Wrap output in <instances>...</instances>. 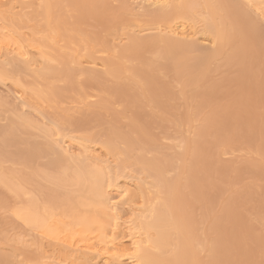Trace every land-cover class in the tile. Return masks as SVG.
Segmentation results:
<instances>
[{"label": "bare ground", "instance_id": "1", "mask_svg": "<svg viewBox=\"0 0 264 264\" xmlns=\"http://www.w3.org/2000/svg\"><path fill=\"white\" fill-rule=\"evenodd\" d=\"M61 1L67 2L76 9L81 21L88 17L96 19L105 9L101 5L105 0H46L42 15L48 26L54 24L59 28L66 21L61 18L60 13L58 14L59 9L62 10ZM178 1L143 0V4L148 5L146 12L153 21L171 24L175 20L185 19L191 12L189 1L183 0L176 4ZM245 1L254 7H260L264 2V0ZM203 2L209 16L205 30L213 32L215 36L213 43L216 46L213 50L189 58L193 44L173 39L172 37H178L179 33L171 32L173 35L171 38L161 36L143 42L132 38L130 46L121 52L123 56L141 63L144 59L141 55L142 50L161 44L160 47L165 54L163 70L174 74V78L182 85L181 94L184 97L196 98L197 111L201 108L205 109L204 123L198 130L199 140L193 143L186 142L185 152L193 151L196 156L188 166L182 167L185 170L182 175L187 174L184 182L179 175L174 178L165 177V168L170 166L168 158L138 159L142 168L153 173L154 179L165 195L162 205L156 208L153 214L148 208L144 209L146 213L149 212L148 216L145 215V211L144 214L136 211L145 215L140 216L138 220L139 215L136 216L133 210L131 212L135 217L122 220L121 214L115 213L120 206L119 202L117 205V200L106 198L110 185L106 173L100 168L78 164L60 166L59 159H56L55 164L53 160L25 177L19 171L5 170L4 160L0 154V183L22 200L15 205L17 207L12 213L31 234L33 232L36 233V237L38 235L37 240L48 243L50 241L52 245L58 242L66 244L71 254L68 258L72 257L73 260L65 264H75L80 261L84 264L100 262L117 264L123 260L131 264H264L258 259L264 255V233H260L249 218L253 215L255 219L264 222L261 214L264 209V185L258 184V182L264 183V37L260 36V27L240 0H203ZM168 7L172 8L168 9ZM218 11L222 14L221 22L216 23L213 17ZM4 12L0 10V77L4 75L5 67L15 68L29 62L32 64H27V67L40 64L37 59L32 61L27 59L28 49L32 47V43L22 45L20 38H17L18 31L11 27L9 22L12 24V21L6 19L7 12ZM99 22L104 29H108L111 24L110 20L103 17ZM177 29L183 37L184 25L178 26ZM225 47L230 49L229 53H223ZM38 53L43 64L39 69L42 77L64 75L71 79L73 76L71 69L59 70L49 64L53 59L39 50ZM220 55L226 56L224 59L229 69L220 82L212 81L210 80L212 64ZM103 66L106 71L99 74L94 83L124 103V110L131 113L127 126L131 133L121 132L115 127L111 128L110 139L105 143L108 152L118 151V142L126 146V152L137 144L150 143L151 124L148 119L151 118L144 112L145 105L142 101L146 100L149 104L158 107L163 114H168L172 110L165 105L172 96L169 84L160 79L154 68H130L128 70L130 75H134L142 85L141 96L124 84L117 87L105 85L108 77L118 78L123 66L109 59L105 60ZM204 75V91L189 94L187 88L190 85L200 84ZM70 83L72 85V79ZM53 90L50 92L51 95L56 94ZM101 104L105 107L109 106L108 101H102ZM180 119L188 121L189 116L182 114ZM36 145L38 147V144ZM50 147L49 150L53 149L55 153L56 147ZM254 147L261 156V162L246 161L236 176H231L232 174L223 165L218 166V157L223 154L222 150L241 151ZM42 148L46 147L43 145ZM212 149L215 150L214 153H211ZM58 155L61 156L59 152ZM244 175H249L253 181L249 184H241L240 189L234 191L220 209L215 211L214 206L218 198L210 194V190L217 188L223 191L224 186H238L242 183ZM37 178L42 179L45 185H50L48 186L50 188L42 184L43 182L37 181ZM214 178L220 183L215 184ZM67 186L79 187V190L85 191L86 194L83 195H86V198L80 200L81 196L80 199L73 198L54 190ZM39 193L44 194L45 198L39 199ZM126 194L127 192L123 191L118 193V196L124 197ZM196 204L201 207L200 221L206 223L207 229L205 230L204 226L203 237L197 233L199 220L194 216ZM131 219L138 221L133 224L135 221ZM121 226L126 229L127 237L131 241V246L126 249L120 247L121 241H118L115 235L121 230ZM172 230L178 235L175 239L177 248L170 256H163L166 249L173 244ZM69 231L71 234H66ZM151 231L154 233V238L149 236ZM205 231H213L217 236L219 234V238L228 237V242L221 243L220 239L209 236L211 245L208 250L209 255L208 259L203 261L196 247L205 245ZM243 257L245 260L241 261ZM43 264L55 263L47 261Z\"/></svg>", "mask_w": 264, "mask_h": 264}, {"label": "rangeland", "instance_id": "2", "mask_svg": "<svg viewBox=\"0 0 264 264\" xmlns=\"http://www.w3.org/2000/svg\"><path fill=\"white\" fill-rule=\"evenodd\" d=\"M45 1L0 0V10L7 12L6 19L12 21L13 25L9 23L21 36L17 35V38H20L22 45L32 43V47L28 49L27 59L31 61L37 59L40 63L33 67H27V64L31 62L24 63L15 67L16 69L13 66L5 67L4 75L0 77V154L4 160L3 167L5 170L19 171L25 177L53 160L55 164L56 159H59L60 166L78 164L100 168L109 180L110 186L107 189L106 198L117 200V205L120 204L115 213L119 212L122 220L126 221L135 217L134 213L139 215L137 219L140 216H148L149 212L153 214L156 208L162 205L165 195L160 190L153 173L142 168L138 159L140 157L168 158L170 166L165 168V177L174 178L179 175L184 182L187 174L182 175L185 172L182 167L188 166L196 156L193 151L185 152L186 142L193 143L199 140L198 130L203 126L205 109L201 108L197 111L196 98L184 97L181 94V83L174 78L173 73L163 70L165 54L160 47L161 44L142 50L141 55L144 59L141 63L123 56L121 52L130 46L132 38L143 42L161 36L171 38L173 36L171 32L180 35V30H176L180 25H184V36L178 35L172 38L193 44L189 58L213 50L216 46L213 43L215 36L213 32L205 30L209 16L203 0H185L191 3L190 14L185 19L175 20L171 24L153 21L146 12L148 5H144L143 0H105L101 4L105 9L100 16L96 19L88 17L83 21L79 19V12L76 9L67 2L61 1L62 10L59 9L58 14L60 13L61 18L63 17L62 19L66 21L61 23L59 28L54 24L48 26L42 15ZM181 1L183 0H179L176 4ZM240 1L250 11L252 19L260 27V36L264 37V2L260 7H254L245 0ZM171 8L168 7V9ZM220 15H222L220 11L214 14L216 23L221 20ZM101 17L111 21L108 29L100 26ZM38 50L53 59L49 62L51 66L59 70L71 69L72 85L71 79L64 75L49 77L40 75L39 69L43 64L40 62L42 60ZM229 51L230 49L225 47L223 53H229ZM225 57L220 55L213 61L210 80L220 82L227 73L229 66L225 63ZM108 59L121 64L123 71L118 78L108 77L105 83L107 86L117 87L124 84L133 92L141 94L142 85L134 75H130L128 71L130 68H154L160 79L169 84L172 96L165 105L172 110L168 114H163L158 107L149 104L146 100L142 101L145 105L144 112L151 118L148 119L151 124L149 139L154 144L147 141L148 144H137L126 152V146L118 142V151L108 152L105 143L110 139L111 128L115 127L121 132L131 133L127 127L131 113L124 110V103L94 83L95 78L106 71L103 63ZM204 88L205 75L200 84L190 85L187 90L189 94H195L204 91ZM52 90L56 96L51 95ZM101 100L108 101L109 106H103ZM182 114H187L189 120L182 121L180 119ZM203 141L205 142V138ZM43 145L46 148H42ZM49 146L56 147L55 153L53 149L49 150ZM214 151L212 149L211 153ZM57 152L60 153V157L57 156ZM221 153L223 154H220L219 161L217 160L218 166L223 165L225 169L227 168L231 176H236L246 161L261 162V156L256 147L241 151L222 150ZM203 155L205 156V151ZM37 181L43 182L40 178H37ZM252 181L249 175H244L242 183L238 186H224L223 191L217 188L211 189L210 194L218 198L214 210L218 211L230 195L240 189L241 184H249ZM213 182L220 183L216 178ZM42 184L45 185L44 182ZM258 184L264 185L261 182ZM28 187L34 189L32 186ZM78 188L67 186L54 188V190L73 198L80 199L84 196L80 199L84 200L86 195L83 194L86 193ZM123 191L127 192L126 196L119 197L118 193ZM39 197V199L45 198L41 193ZM20 200L0 183V264H43L47 261L65 264L73 260L72 257L68 258L71 254L66 244L58 242L52 245L50 241L48 243V241L37 240L38 235L36 237V233L31 234L28 228L17 220L12 211L17 207L15 205L22 201ZM108 205H110L109 202ZM147 208L148 213L145 211ZM200 208L199 204H196L194 216L199 220L197 233L203 237V228L204 226L205 230L207 228L206 223L200 221L202 213ZM133 210L134 213L131 212ZM136 211H140L141 214L145 211V215ZM261 214L264 218V209ZM249 218L259 232L264 233L263 220L255 219L253 215ZM135 219H131L135 221L133 224H136L140 218ZM171 234L174 239L173 244L166 249L163 256H170L171 252L177 248L175 239L178 235L175 230H172ZM115 235L118 241H121L119 245L122 249L131 246V241L127 237L128 233L123 226ZM149 236L154 238V233L151 231ZM209 236L220 239L221 243L228 242V237L219 238V234L217 236L213 231H205V245L196 247L203 261H206L209 255L208 250L211 246ZM153 251L156 252V250ZM258 259L264 262V255ZM242 260H245V257ZM75 264L84 263L80 261ZM117 264L131 263L123 260Z\"/></svg>", "mask_w": 264, "mask_h": 264}]
</instances>
